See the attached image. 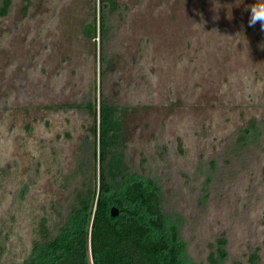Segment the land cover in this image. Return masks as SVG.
I'll list each match as a JSON object with an SVG mask.
<instances>
[{
	"label": "rangeland",
	"instance_id": "obj_1",
	"mask_svg": "<svg viewBox=\"0 0 264 264\" xmlns=\"http://www.w3.org/2000/svg\"><path fill=\"white\" fill-rule=\"evenodd\" d=\"M96 2L12 0L0 19V264L24 256L41 206L65 201L58 170L91 162L87 117L54 108L82 101L93 84L97 95L99 41L82 33ZM236 2L117 0L109 18L114 69L104 88L128 107L129 166L157 178L189 257L203 264L218 236L227 241L223 264H247L252 252L264 264L263 31L248 26L245 8L256 0ZM253 118L257 141L239 143ZM21 188L24 210L14 205Z\"/></svg>",
	"mask_w": 264,
	"mask_h": 264
},
{
	"label": "trees",
	"instance_id": "obj_2",
	"mask_svg": "<svg viewBox=\"0 0 264 264\" xmlns=\"http://www.w3.org/2000/svg\"><path fill=\"white\" fill-rule=\"evenodd\" d=\"M11 5L12 0H0V19L8 15ZM118 11L117 0H97L92 20L82 27L87 41L94 45L99 41L97 95L93 84L82 101L54 108L87 117L85 142L91 149V162L80 159L72 172L58 170L56 181L65 201L40 207L32 219V240L18 264H203L189 257L179 235L182 219L166 213L157 178L151 173L147 176L132 172L125 155L122 118L128 107L109 100L104 88L106 70L114 69V61L110 64L106 54L107 42L111 41L109 18ZM260 37L264 41V31ZM260 124L264 128V123ZM260 124L253 118L248 128L239 133V143H255ZM209 181L210 178L204 184V192ZM25 191L21 188L14 202L20 210L27 206ZM112 207L118 209L116 217L110 216ZM3 244L0 236V258L6 249ZM226 245L222 236L209 243L206 262L223 264ZM246 261L258 264L260 257L252 252Z\"/></svg>",
	"mask_w": 264,
	"mask_h": 264
},
{
	"label": "clouds",
	"instance_id": "obj_3",
	"mask_svg": "<svg viewBox=\"0 0 264 264\" xmlns=\"http://www.w3.org/2000/svg\"><path fill=\"white\" fill-rule=\"evenodd\" d=\"M241 3H243V0H239V3L236 2V6L238 7ZM245 11L250 12L248 26L254 27L259 23L261 31H264V0H256V3L247 6Z\"/></svg>",
	"mask_w": 264,
	"mask_h": 264
},
{
	"label": "water",
	"instance_id": "obj_4",
	"mask_svg": "<svg viewBox=\"0 0 264 264\" xmlns=\"http://www.w3.org/2000/svg\"><path fill=\"white\" fill-rule=\"evenodd\" d=\"M118 214H119V212H118V209L116 207H112L110 209V216L111 217H116Z\"/></svg>",
	"mask_w": 264,
	"mask_h": 264
}]
</instances>
